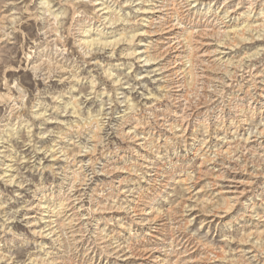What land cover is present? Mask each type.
<instances>
[{
  "label": "rangeland",
  "instance_id": "374dc122",
  "mask_svg": "<svg viewBox=\"0 0 264 264\" xmlns=\"http://www.w3.org/2000/svg\"><path fill=\"white\" fill-rule=\"evenodd\" d=\"M0 264H264V0H0Z\"/></svg>",
  "mask_w": 264,
  "mask_h": 264
},
{
  "label": "bare ground",
  "instance_id": "6f19581e",
  "mask_svg": "<svg viewBox=\"0 0 264 264\" xmlns=\"http://www.w3.org/2000/svg\"><path fill=\"white\" fill-rule=\"evenodd\" d=\"M163 31V30H162ZM167 31V30H166ZM174 48V47H173ZM125 259H128V258H125Z\"/></svg>",
  "mask_w": 264,
  "mask_h": 264
}]
</instances>
